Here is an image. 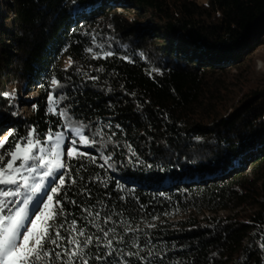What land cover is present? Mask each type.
Instances as JSON below:
<instances>
[{
    "label": "trees",
    "instance_id": "16d2710c",
    "mask_svg": "<svg viewBox=\"0 0 264 264\" xmlns=\"http://www.w3.org/2000/svg\"><path fill=\"white\" fill-rule=\"evenodd\" d=\"M262 35L264 0H0V132L15 143L32 127L56 130L47 97L57 79L60 107L117 132L105 153L116 170L88 162L80 173L109 178L107 188L86 181L93 200L110 194L167 252L163 264H264ZM93 36L115 55L94 59ZM30 90L19 114L6 95ZM75 178L69 196L84 183Z\"/></svg>",
    "mask_w": 264,
    "mask_h": 264
},
{
    "label": "snow or ice",
    "instance_id": "6c2138e0",
    "mask_svg": "<svg viewBox=\"0 0 264 264\" xmlns=\"http://www.w3.org/2000/svg\"><path fill=\"white\" fill-rule=\"evenodd\" d=\"M92 42L100 50L86 49L94 59L115 55L97 44L95 36ZM71 64L69 58V67ZM151 72L160 70L155 68ZM88 79L95 81L99 77ZM51 85L54 87L47 97L48 113L58 117L57 129L49 128L41 135L32 127L15 143H9L13 135L9 131L0 140V264H163L167 252L157 251L151 233L134 225L130 214L125 215V208L110 204V194H105L109 203L100 198L93 200L86 181L107 188L109 178H102L99 173L88 178L80 175L88 162L101 169L116 170L113 153L105 154L107 145L117 135L111 130L113 125L108 122L92 127L76 119L70 106L60 107L61 101L68 99L64 94H56V88L62 87L60 82L53 78ZM114 127L123 133L121 125ZM81 148H94L98 155ZM127 151L131 162L137 153L131 144ZM98 160L102 163L97 164ZM75 177L84 183L69 196L68 192L78 183ZM116 188L122 193L126 191L119 182ZM75 196L87 199L77 200ZM118 199L127 203L124 195ZM145 209V205H139L140 211ZM152 219L158 217L153 215ZM145 223L147 228L156 227ZM260 241H264V233ZM175 247L173 244L172 248Z\"/></svg>",
    "mask_w": 264,
    "mask_h": 264
},
{
    "label": "rangeland",
    "instance_id": "374dc122",
    "mask_svg": "<svg viewBox=\"0 0 264 264\" xmlns=\"http://www.w3.org/2000/svg\"><path fill=\"white\" fill-rule=\"evenodd\" d=\"M199 2L205 3L207 2V0H199ZM117 10L119 13L129 14L128 12H126V8L123 6V4L118 5ZM256 65H257V71L264 73V49L259 50L258 55L256 56ZM6 96L17 103V111L19 112V114L24 115L29 113V109L24 106L25 105L24 102L36 98L37 92L35 90H30L29 92L24 93L23 96H20L19 93H17L16 91H12L11 93H8ZM7 134H8L7 130L1 131L0 140H3V137Z\"/></svg>",
    "mask_w": 264,
    "mask_h": 264
}]
</instances>
